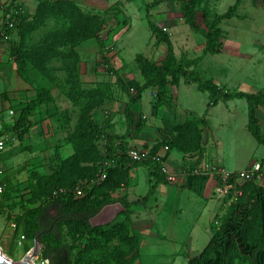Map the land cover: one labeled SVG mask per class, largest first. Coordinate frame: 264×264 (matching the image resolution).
Instances as JSON below:
<instances>
[{"label":"rangeland","instance_id":"1","mask_svg":"<svg viewBox=\"0 0 264 264\" xmlns=\"http://www.w3.org/2000/svg\"><path fill=\"white\" fill-rule=\"evenodd\" d=\"M26 1L17 0L16 4L27 14H34L37 8L32 1L28 2L29 4ZM76 1L84 10L98 14L104 19V28L95 36L83 41L76 50L80 55L78 67L82 87L94 89L99 93L100 100L93 116L101 124H105L109 134H117L114 124L111 123L115 117L119 128L125 129L127 117L130 115L132 124L136 123V131L140 136L145 135L144 131L153 132L155 136L156 132L163 130L161 123L170 120H182V125L188 119H204L206 121L201 123V127L205 130L206 148L215 160L219 159L221 164L230 163L238 169L264 160V145L260 144L248 129L246 98L220 100V104L209 111L208 108L213 107L210 104L209 91L198 89L197 84L186 74L179 77L167 75L164 84L146 89L139 100L140 104L133 106L128 112L130 97L120 85V77L129 85L143 83L148 78L138 63V54H143L159 67L169 63V43L164 38L167 35L177 61L202 56L199 62L186 67L188 70L194 68L204 78L219 80L231 90H263L264 0H242L235 16L218 21L224 36L222 50L217 54H205L206 37L185 23L184 0ZM11 2L12 0H0V22H4L5 10ZM236 2L237 0H198L197 20L208 30L216 15L226 12ZM152 24L162 32L153 30ZM68 26L70 23L61 17L51 16L46 19L38 29L27 35L22 46V60L12 53V45L21 43L18 31H15L11 42L4 41L0 45V127L13 126L17 121L16 116L20 114L23 106L37 96L39 88H50L55 97L54 102L46 103L35 111L31 117L32 124L22 137L19 132H10L12 142L0 150V167L6 169L14 184L11 198L4 200L7 205L0 208V247L15 263L24 261L34 244L28 250L26 248L30 245L29 239L25 240V243L19 242L11 226L9 204H16L12 210L17 214L37 209L40 199L36 193L40 192L44 180L58 174L63 168L64 159L76 155L69 136L75 130L87 98L72 99L67 94L73 84L70 58L57 55L45 62L43 69L28 58V54L45 41L49 32L64 30ZM106 57L115 71L109 69ZM149 73L154 78H159V70ZM192 83L193 92L185 85ZM131 91L137 93L134 88ZM227 102H230L231 108L234 109L230 114L226 110ZM188 105L196 109V114L195 111L192 113L184 108ZM11 110L15 111L14 117L10 115ZM258 116L262 118L264 128V106L259 108ZM207 122L210 126H207ZM123 135L127 138V134ZM145 136L149 139L143 143L145 147L139 148H147L148 145L169 141L174 137L168 139L158 135L153 139L148 134ZM108 144L105 137L98 139L99 148L104 155L107 153ZM80 161L84 166L92 165V162L83 157ZM129 163L131 168L143 164L142 161L136 160ZM140 183L142 184L141 180ZM260 184L264 186V178ZM141 187L142 185L139 186ZM51 212L55 214V210ZM233 212L225 214L226 217L216 232L214 245L219 248L216 260L210 264H227L228 253L234 248L240 249L242 255L247 257L237 258V264H264V249L248 243L240 248L238 243H232L230 235L234 236V232L239 231L237 222L243 215V210L239 215ZM130 214L132 219L133 212ZM118 217V220H126L124 213H120ZM144 219L141 218L139 222ZM152 220L156 223L155 219ZM144 221L141 225L148 223ZM94 222H97V219L94 218ZM139 222L136 223L138 227ZM214 223L217 224L215 221ZM129 225L133 233H136L132 222ZM160 226L150 221V225L142 227L148 230L139 233L138 251L128 257L126 264H188L189 259L199 254L209 241L208 232V236L199 237L196 245L190 250V240L180 234L174 235L172 226L164 230ZM187 230L186 227L182 228L184 233H187ZM195 231L196 234H201L203 228L195 226ZM48 239L47 237L46 240ZM64 242L76 244L72 237H66ZM124 246L118 241L111 242L90 253L81 264H94L91 262L92 258H100L103 261L110 258L109 264H115L117 249ZM179 249L182 251L178 252ZM186 249L190 250V254L185 252ZM74 251L76 254V248ZM34 260L36 264H49L42 259L41 251Z\"/></svg>","mask_w":264,"mask_h":264},{"label":"trees","instance_id":"2","mask_svg":"<svg viewBox=\"0 0 264 264\" xmlns=\"http://www.w3.org/2000/svg\"><path fill=\"white\" fill-rule=\"evenodd\" d=\"M17 0H12L4 13V22H0V45L4 41H12L15 31H18L21 38L20 44L12 45L13 55L22 60V46L29 33H32L51 16L61 17L70 23L64 30L49 32L45 41L37 49L28 54L29 60L44 68L45 62L57 55L70 58V69L73 76V84L68 96L73 98H87V102L82 109L80 118L75 130L70 134L69 139L75 147V156L64 159L63 168L50 178L44 180L40 192L36 193L40 199L37 209L26 210L23 214H17L12 209L15 203L9 204L11 214V226L19 238V242L30 240V249L36 235L42 232L40 241L43 246L41 257L48 260L49 264H81L85 258L95 250L103 248L111 242L118 241L125 246L117 249L115 264H126L128 257L138 251L140 240L136 233H133L129 223L132 221L129 209V202L125 197H119L117 191L124 187L129 180L130 163L133 159L128 156L131 148L125 135L109 134L105 124H101L93 116V111L98 105L99 93L94 89L83 88L79 76L78 60L80 55L77 46L83 41L95 36L104 28V19L100 15L84 10L76 0H41L34 14H27L16 4ZM242 0H237L226 12L217 14L211 27L207 30L197 20L198 0L183 1L184 21L194 30L201 32L206 37L205 54L220 53L223 47L224 31L218 25V21L225 18H232L236 15V9ZM9 21H14L13 26H9ZM155 31L162 32L157 26L152 24ZM3 31L8 35V39L3 35ZM169 43V63L163 67L148 59L143 54L137 55V60L143 72L148 78L143 83L129 85L120 77V85L130 97L127 109L131 111L141 98L142 93L151 86L162 85L165 76L173 75L179 77L186 74L189 79L196 83L202 91L210 92V104L216 105L220 100H230L234 98H246L248 103V129L256 140L264 145V128L260 117L259 108L264 106V89L257 92L245 90H231L226 86L219 85L212 79L204 78L196 69H189L191 64H195L201 57L191 60L177 61L173 52V45ZM63 47V49L59 48ZM67 47L68 49H66ZM19 60V61H21ZM171 60V61H170ZM110 70L115 71L111 66L108 57L105 58ZM159 70V78H154L149 71ZM136 89L134 94L131 89ZM55 97L48 87H41L37 90V96L23 106L17 121L13 126H7L2 131L19 132L22 137L32 124L31 117L42 105L54 102ZM204 119L186 120L169 141L159 142L152 145L151 154L154 155L162 146L169 145V151L173 149L181 150L185 153L193 154L203 150V128L201 123ZM105 137L109 142L107 153L104 155L98 145V139ZM115 141L116 143L115 147ZM85 158L92 162L90 166L81 164L80 159ZM264 159V158H263ZM111 165H106V162ZM151 170V189L156 187L159 178L165 179L166 175L161 169V162L152 157L142 161ZM264 167V160H262ZM103 170H107V177L95 182ZM6 171V169H5ZM3 181L6 183V190L0 197V208L4 207L5 201L11 198L14 184L6 174ZM243 195L239 201H247V209L244 211L243 224L239 228L240 241L230 237L232 243L236 242L243 246L248 243L264 249V186H261L256 179H248L240 185ZM80 190V192H79ZM154 191V190H153ZM147 197V196H146ZM5 200V201H4ZM122 201L126 209V220H118L108 224L94 225L92 218L96 216L106 205L116 201ZM4 202V203H3ZM237 202L231 204L232 213L237 206ZM3 205V206H2ZM6 208V207H5ZM55 210V214L51 212ZM15 224V225H13ZM216 232L211 241L197 255L189 259L188 264H210L216 260L219 246L214 245ZM24 235V238L22 236ZM47 237L49 238L48 240ZM66 237H72L76 244L65 243ZM76 248V254L74 249ZM92 258V257H91ZM237 258H247L242 255L240 249H232L228 253L227 264H237ZM110 258L103 261L100 258H92L94 264H109ZM251 264H253L251 262Z\"/></svg>","mask_w":264,"mask_h":264},{"label":"crops","instance_id":"3","mask_svg":"<svg viewBox=\"0 0 264 264\" xmlns=\"http://www.w3.org/2000/svg\"><path fill=\"white\" fill-rule=\"evenodd\" d=\"M31 1L35 5V8H37L41 0H27L26 3ZM164 29L166 30L167 28L164 27ZM214 80L219 85L223 86L219 80ZM185 85L191 92H193V83ZM138 103L139 101L135 105L140 104ZM229 103L230 102H227L226 104V110L228 114L234 110L231 108ZM219 104L220 101L216 105H212L213 107H209L208 110L211 111L212 108ZM184 108L186 110L192 111V113L195 111V114L197 112L192 105L184 106ZM11 111L10 115L14 117L15 111L13 110V113ZM209 111H207V113ZM128 112H130V110H128ZM172 121L173 120L163 122L164 124L161 123L160 127H163V130L156 132L155 136L159 135L163 138H172L176 131L181 127L182 120H178L176 122ZM111 123L114 124L113 127L115 128L117 134H127L126 141H128L130 147L136 145L138 147H145L143 143L145 140L149 139L145 136L147 134L153 139L155 137L153 132L150 133L146 131H144L145 135H138L136 131V123L132 124L130 115L127 117V125L125 129L119 128L117 125V117L113 118ZM207 126H210L209 122H207ZM4 128L5 127H2V129ZM10 134L12 136V133ZM116 143L118 142L115 141V147H117ZM152 145L153 144L148 145L146 149H151ZM202 146V151H198L193 154L185 153L178 149H173L170 152H168V150L166 152V163L170 171L179 174L181 179L178 183H172L166 178H159L156 182L157 185L153 189L154 191L152 190V192H150L152 187L150 168L145 164L132 166L130 169L128 182L123 188L117 191L116 194H118L119 197H125V200L129 202V209L133 212V218L131 221L132 227L136 231L137 235L148 230L142 227L150 225V221H152L154 224L161 225L160 227H162L163 230L172 226L174 228V235L177 236L180 234L185 236L186 240H190V250H192L193 246H195L198 242L199 237H206L208 236L209 232L210 235L208 236V244L215 232L220 229L224 218L226 217L225 214H230L231 204H229L228 196L222 195L220 193V181L218 176L212 171V168L216 165H221L231 170H240V168L238 169L237 167L230 165V163L227 165L221 164L219 159L215 160L208 154L209 152L206 148L205 130L203 131ZM174 152L178 154H173ZM140 180L142 181V184L140 183ZM140 185H142L141 188H139ZM226 199H228L227 202ZM125 209L126 207L121 200L110 203L106 205L96 216H94L91 221L93 224L95 223L94 225L108 224L115 219H119V214L123 213ZM151 213L153 215H151ZM220 213L221 216H219ZM94 218L97 219V222H94ZM141 218H145L144 220L148 221V223L146 225H141V223L145 222L144 220L139 222ZM152 219H155L156 223ZM214 221L217 224H215ZM138 222L140 227L136 226V223ZM237 225L239 229V223H237ZM195 226H201L203 228V232H201V234H196ZM184 227L188 228L187 233L182 232V228ZM234 233V236L230 235V237H234L235 240L239 242V231ZM228 236L229 234L226 235V237ZM205 246L202 248V250L205 248ZM190 250L186 249L185 252L190 254ZM181 251L182 249L178 250V252Z\"/></svg>","mask_w":264,"mask_h":264},{"label":"built area","instance_id":"4","mask_svg":"<svg viewBox=\"0 0 264 264\" xmlns=\"http://www.w3.org/2000/svg\"><path fill=\"white\" fill-rule=\"evenodd\" d=\"M14 21H9V26H13ZM3 35L6 39H8V35L6 32L3 31ZM13 113V110L11 111ZM2 127H0V150L4 149L12 140V136L10 133L6 131H2ZM152 149L148 148H139L136 146H132L128 150V156L136 161H143L147 158L152 157L153 159L158 160L161 162V169L163 173L166 175V179L172 183H178L181 179L180 175L171 172L167 163H166V152L169 150V145L163 146L160 150H158L154 155L151 154ZM106 165L110 166L111 162L107 161ZM212 171L218 176L219 178V184H220V193L225 196H229L230 202L229 204H232L233 202H237L236 209L233 213L238 214L243 210L247 209V203L245 201H239L238 199L240 196L243 195V190L240 185L248 179H256L258 183L263 180L264 178V168L262 167V162H255L252 166L250 165L247 168L240 169V170H231L221 165H216L212 168ZM5 175V169L0 167V197L6 190V183L3 181ZM107 177V170H103L102 173L94 179L95 182H100L104 180ZM261 185V184H260ZM80 192V190H79ZM243 217L242 215L239 218V225L241 226L243 224ZM15 225V224H13ZM24 238V235L22 236ZM46 262H49L46 260Z\"/></svg>","mask_w":264,"mask_h":264},{"label":"water","instance_id":"5","mask_svg":"<svg viewBox=\"0 0 264 264\" xmlns=\"http://www.w3.org/2000/svg\"><path fill=\"white\" fill-rule=\"evenodd\" d=\"M42 232H39L34 240V246L31 249V251L28 253V255L24 258V261L20 262V263H15L12 259H10L6 254L3 253L2 248L0 247V264H30L27 263V258L28 256H30L32 259L36 258L42 248V244L40 241V236H41Z\"/></svg>","mask_w":264,"mask_h":264},{"label":"bare ground","instance_id":"6","mask_svg":"<svg viewBox=\"0 0 264 264\" xmlns=\"http://www.w3.org/2000/svg\"><path fill=\"white\" fill-rule=\"evenodd\" d=\"M27 263H30V264H36V263H35V260L32 259L30 256H28V258H27Z\"/></svg>","mask_w":264,"mask_h":264}]
</instances>
